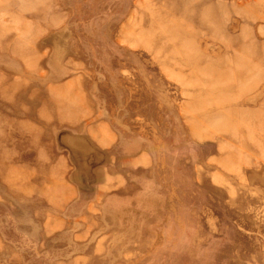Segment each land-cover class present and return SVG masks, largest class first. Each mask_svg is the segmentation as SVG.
Here are the masks:
<instances>
[{
    "label": "rangeland",
    "instance_id": "rangeland-1",
    "mask_svg": "<svg viewBox=\"0 0 264 264\" xmlns=\"http://www.w3.org/2000/svg\"><path fill=\"white\" fill-rule=\"evenodd\" d=\"M0 264H264V0H0Z\"/></svg>",
    "mask_w": 264,
    "mask_h": 264
}]
</instances>
